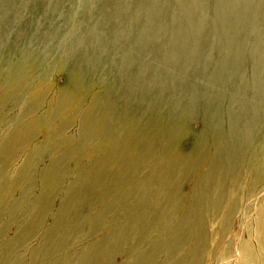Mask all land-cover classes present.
Returning a JSON list of instances; mask_svg holds the SVG:
<instances>
[{"label":"rangeland","instance_id":"1","mask_svg":"<svg viewBox=\"0 0 264 264\" xmlns=\"http://www.w3.org/2000/svg\"><path fill=\"white\" fill-rule=\"evenodd\" d=\"M193 1L0 0V264H264V13Z\"/></svg>","mask_w":264,"mask_h":264},{"label":"bare ground","instance_id":"2","mask_svg":"<svg viewBox=\"0 0 264 264\" xmlns=\"http://www.w3.org/2000/svg\"><path fill=\"white\" fill-rule=\"evenodd\" d=\"M180 1H181L180 6H179L180 12H181L180 14L189 22H187L186 26L184 25V23H179V25H177V26H179V28H183V27L189 28V27H192L195 25L197 27H200L201 23L199 21L198 22L196 21V16H193L194 12H196V10H194V4H193L194 1L193 0H180ZM226 1L227 0H218V4H217L216 10H215V19L219 18L220 20H223L224 15H225L224 14V7H225L224 5H225ZM241 1H242V7H241L242 8V16H245V14H248L249 12H251L253 14H256L258 12H261V14L264 13V0H241ZM193 17H194V19H193ZM191 19H192L194 25H192L190 23ZM239 20H240V16L238 15V17L235 21V24L230 23V25L234 24V25L239 26V24H242V22L240 23ZM241 21H243V18ZM253 26H254V24H253ZM183 32H185V31H182L181 33L177 32L178 34H177L176 42H178V43H176V44H177V46H179L180 50L182 51L181 52L182 54H184V53L188 54L190 51V43L188 42V39H187L186 35L183 34ZM262 41H264V30L259 31L258 41H257V43L256 42L254 43V45H253L254 48L252 47L253 49L251 51L252 59L254 60L253 61L254 65H253L252 72H251L252 79H253L254 84H255V86L253 87L254 88V97L251 101V100H249V98L244 93H239V92L236 93L233 101H231V104L229 105L230 107L228 106V112L227 113L230 114V116H231L230 120L231 121H235L234 119L239 118V115H240L239 113L234 114V109H235L234 104L236 101H237L236 103L239 104L240 112L242 114H246V113L250 112L247 109V107L248 108L252 107L255 115L258 114V111L264 112V52H261V51H264V49L259 48V45ZM226 44H227V46L225 47L223 61L218 65L219 71H218L216 77L210 78V79L214 80L215 82H218V81L221 82L222 78H224V77H222V75H224L225 73H227L230 70L231 66L233 65L234 59H237L238 57H240L243 54L242 52L246 48V46L236 47L233 44H229V42H227ZM188 56L190 57L191 54H189ZM188 56H187V59L189 58ZM173 72H174V70H173ZM121 73L120 74L123 75L124 70H122ZM240 117H241V115H240ZM255 120L256 119H252L250 121V126H252V124H254L252 126L253 128L250 127L251 129H254L255 126L257 127L258 122L253 123ZM231 129H232V132L229 135H227V137H228V139L232 140L233 137L236 135L235 134L236 128H234V126H233V127H231ZM251 136H252V133L250 132L249 138H248V143L246 145L242 144V150L245 147H247V145L249 144V142L252 138ZM234 145H237V143L234 142ZM237 148H238V146H236V149ZM244 153H245V151H244ZM263 154H264V151H263ZM263 160H264V156H263ZM237 162H238V160H236L234 162L233 167H234V165H238ZM256 172H257V177L260 178L262 180V182L264 183V161L263 162L261 161V164H259V170H257ZM262 191L264 192V190H262ZM262 191L260 192V194L262 193ZM251 197H253V192L249 194V198H251ZM177 203H178V201H176V203L174 204V208H176L174 210H177ZM191 213H192V209L183 215L184 220H181L179 222L180 227L188 228V226L192 222V219H188L186 216H190ZM182 232L183 231L180 230L179 232L174 231L173 233L177 234V237H178V236H182V235H180ZM239 239H240V236H239V238L236 237V243H235L236 245L234 244L235 245L234 254H233V257L231 259H229L228 261H232V260L237 259V256L239 258L240 257L242 258V252H240V246H239ZM175 247L178 251H180L178 248V245H175ZM179 255H180V252H179ZM180 262L182 263V258H181Z\"/></svg>","mask_w":264,"mask_h":264}]
</instances>
